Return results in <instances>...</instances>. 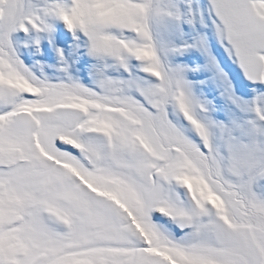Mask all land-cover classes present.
<instances>
[{
	"label": "snow or ice",
	"instance_id": "1",
	"mask_svg": "<svg viewBox=\"0 0 264 264\" xmlns=\"http://www.w3.org/2000/svg\"><path fill=\"white\" fill-rule=\"evenodd\" d=\"M0 264H264V0H0Z\"/></svg>",
	"mask_w": 264,
	"mask_h": 264
}]
</instances>
